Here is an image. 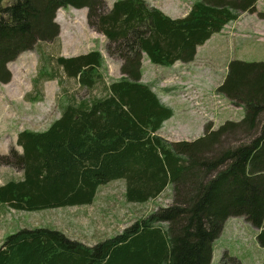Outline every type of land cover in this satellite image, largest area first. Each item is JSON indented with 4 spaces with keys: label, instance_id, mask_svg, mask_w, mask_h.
I'll use <instances>...</instances> for the list:
<instances>
[{
    "label": "trees",
    "instance_id": "obj_1",
    "mask_svg": "<svg viewBox=\"0 0 264 264\" xmlns=\"http://www.w3.org/2000/svg\"><path fill=\"white\" fill-rule=\"evenodd\" d=\"M257 2L195 0L173 17L148 0L111 7L106 0H0V83L12 80L8 64L22 52L60 36L57 12L68 6L86 8L89 27L122 60L121 77L107 83L99 49L55 59L80 87L102 85V94L67 95L45 130L18 132L22 150L11 147L0 164L22 176L0 185V203L28 212L92 204L101 186L119 179L130 203L155 200L168 187L172 198L93 245L58 228L21 227L0 242V264H212L216 240L237 216L258 229L264 247V61L230 60L216 89L244 109L240 120L217 128L207 121L203 135L178 141L160 134L175 111L143 80L142 67L144 56L164 66L194 61L198 46L256 12ZM57 74L42 68L36 87ZM219 264L243 263L225 251Z\"/></svg>",
    "mask_w": 264,
    "mask_h": 264
},
{
    "label": "rangeland",
    "instance_id": "obj_2",
    "mask_svg": "<svg viewBox=\"0 0 264 264\" xmlns=\"http://www.w3.org/2000/svg\"><path fill=\"white\" fill-rule=\"evenodd\" d=\"M106 1L111 7L115 0ZM148 1L173 17H182L195 0ZM86 15V8L68 6L59 9L56 19L61 25L60 36L52 41H38L33 49L22 52L8 64L13 78L9 83H0V155L8 153L11 147L22 150L17 145L20 130H45L60 116L59 103L67 95L88 97L102 94V85L92 92L80 87L76 78L67 76L61 67L55 65L57 57L99 49L106 59L105 81L109 83L121 77L122 60L107 53L105 35L89 27ZM263 29L264 0H259L256 12L245 13L221 32L214 33L199 47L196 61L189 65H158L144 56L146 81L143 80L150 83L175 111L160 130L162 136L172 141L192 140L204 134L207 121H212L217 128L228 119L240 120L243 117L244 109L218 95L216 87L222 83L230 60L264 61V34L260 32ZM42 68L50 72L57 70L58 74L52 80L42 79L36 87L35 80ZM37 95L40 99L32 101L31 98ZM215 95L218 96L216 99ZM213 97L215 108L211 106ZM21 176L20 170L0 164V185ZM124 192L125 181L121 179L100 187L96 197L98 206L89 213L94 217L95 225L90 229L92 234L87 236V242H98L113 236L159 206L172 203L171 187L159 198L146 203H130L125 199ZM76 212L75 207L69 206L28 212L0 203V241L21 227L36 226L58 228L73 238L81 239L88 227H81L80 222L76 225L72 223L78 222L81 216ZM257 231L244 217H230L216 240L212 264H219L225 251L237 256L243 264H264V247L257 242Z\"/></svg>",
    "mask_w": 264,
    "mask_h": 264
},
{
    "label": "crops",
    "instance_id": "obj_3",
    "mask_svg": "<svg viewBox=\"0 0 264 264\" xmlns=\"http://www.w3.org/2000/svg\"><path fill=\"white\" fill-rule=\"evenodd\" d=\"M112 5V4H111ZM260 32H262V34H264V29L263 30H261ZM199 47L200 46H198V49H199ZM198 51V50H197ZM197 55V54H196ZM197 57V56H196ZM196 59L197 58H195V60L194 61H192V62H189V63H183V62H177V63H175L174 65H172V66H169V67H175V66H177V65H179V64H187V65H189L190 63H193V62H195L196 61ZM143 70H144V67H145V61H144V59H143ZM145 78V73L143 74V79ZM145 80V79H144ZM146 81V80H145ZM219 86V85H218ZM217 86V87H218ZM216 87V88H217ZM97 197H98V195H97ZM109 197H111V196H107L106 198H109ZM97 201L98 200H96L95 199V202H93L92 204H87V205H82V206H69V207H75L76 209H77V212H76V215H81V216H79V218H78V222H76V221H73L72 223L74 224V225H76L77 223H79L80 222V226L81 227H88V229H87V232L85 233V234H83V235H81V239H79V240H81L82 242H84V243H86V244H94V243H96L97 241H95V242H93V243H90V242H87L86 241V239H87V236H89L90 234H92L91 232H90V229L91 228H93L94 227V225H95V219H94V217H92V216H89V213H90V211H91V209H94V208H97ZM100 205H103L102 203H100ZM81 208V209H80ZM85 215H88V218H84V216ZM225 226H226V224H225ZM224 229H225V227H224Z\"/></svg>",
    "mask_w": 264,
    "mask_h": 264
}]
</instances>
